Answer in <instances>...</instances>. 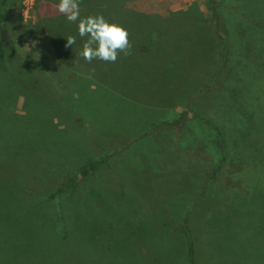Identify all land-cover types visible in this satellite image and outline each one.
<instances>
[{
    "label": "rangeland",
    "instance_id": "rangeland-1",
    "mask_svg": "<svg viewBox=\"0 0 264 264\" xmlns=\"http://www.w3.org/2000/svg\"><path fill=\"white\" fill-rule=\"evenodd\" d=\"M249 1L264 20V0ZM50 3L0 0V37L5 28L3 40L12 38L0 61V264H264V167L232 189L217 171L210 123L190 109L181 129L158 126L191 97L209 114L197 94L212 61L204 1L79 9L80 18L102 14L127 29L129 54L118 51L115 62L84 60L78 21L48 13ZM69 36L76 42L66 47ZM251 61L264 77L262 55ZM263 81L253 80L261 93ZM216 96L219 109L226 97ZM97 158L98 168L80 174ZM60 179L62 193L46 200Z\"/></svg>",
    "mask_w": 264,
    "mask_h": 264
},
{
    "label": "trees",
    "instance_id": "trees-1",
    "mask_svg": "<svg viewBox=\"0 0 264 264\" xmlns=\"http://www.w3.org/2000/svg\"><path fill=\"white\" fill-rule=\"evenodd\" d=\"M202 1L206 5L204 17L212 46V61L197 94H203V96L205 94V100L211 103L209 114L197 113L191 103L194 97H191L185 101L183 110L176 117L172 120H163L158 126H166L167 130L181 129L188 120L190 109L194 114L192 117L210 123L219 136L218 143L222 152L217 169V171L222 170L221 182L232 186V189H237L246 183V179L241 176L248 169L264 167V93L257 91L253 85L255 78L263 79L264 77L262 74L256 76L259 72L255 70L259 66L254 65L253 68L251 61L252 58L260 55L264 59V48L259 44L264 38V20L257 19L258 16L251 13L253 6L249 0L248 3L246 0V2L244 0ZM92 2L88 3L89 6L83 5L81 0H78L79 9L100 4L99 0H92ZM115 4L118 5L119 2ZM3 43L4 40L0 37V61L4 55ZM253 71H255V78H253ZM249 74L252 79H248ZM262 83L264 84V81ZM237 92H246V96L239 98ZM216 94L219 96L224 94L226 97V101L222 102L219 109H216L213 104L218 100ZM232 94H235V97ZM229 100H236L239 105L233 106L228 103ZM215 117H219L220 121L215 120ZM226 134L231 136L226 137ZM197 150L204 149L197 146ZM202 152L205 159L200 164L204 168L207 167V170L211 164L205 150ZM189 156L198 159L194 153ZM102 161V158H97L84 162L81 165L80 174L86 175L92 172L102 164ZM234 179H237L236 184ZM60 189L63 188L54 192Z\"/></svg>",
    "mask_w": 264,
    "mask_h": 264
},
{
    "label": "clouds",
    "instance_id": "clouds-1",
    "mask_svg": "<svg viewBox=\"0 0 264 264\" xmlns=\"http://www.w3.org/2000/svg\"><path fill=\"white\" fill-rule=\"evenodd\" d=\"M56 9L64 14L68 21H78V35L87 38L79 53L84 60L90 62L96 58L115 62L118 51L124 55L129 54L131 45L128 31L124 26L110 22L102 14L80 18L78 0H58ZM75 42V37L69 36L66 38L65 46H73Z\"/></svg>",
    "mask_w": 264,
    "mask_h": 264
},
{
    "label": "crops",
    "instance_id": "crops-1",
    "mask_svg": "<svg viewBox=\"0 0 264 264\" xmlns=\"http://www.w3.org/2000/svg\"><path fill=\"white\" fill-rule=\"evenodd\" d=\"M58 3V0H52L51 1V3H50V7L47 9V12L48 13H50V14H52V15H56L55 17H61V16H63L64 14H62V13H60V12H58L57 11V9H56V4ZM49 17V16H48ZM57 19V18H56ZM60 23V21H57V24L58 25H60L59 24ZM5 29V28H4ZM5 34H6V30H5ZM4 37H5V35L4 36H2V39H4ZM12 38H9V39H5L4 40V45H3V52H4V54L6 53L5 51H4V48H6L7 47V44L9 43V41H12L11 40ZM6 46V47H5ZM7 56H8V54H7ZM13 57L12 56H10L9 57V59H12ZM12 61H14V60H12ZM11 61V62H12ZM13 67H19V68H17L19 71L21 70V72H24V70L25 69H23V67H22V65H20L19 66V64H17L16 62L12 65ZM17 70V71H18ZM1 72L2 71H4L3 69L2 70H0ZM1 74V73H0ZM29 88H30V91L31 92H34V91H36V92H40L41 90H39V89H37L36 90V86H29ZM15 89H17V90H15V91H18V89L19 88H15ZM20 90H24V88H23V86H21V88H20ZM20 100H21V98H20ZM19 100V104L21 103V101ZM104 165V164H103ZM64 176H66L67 177V175L66 174H63V176H62V179H63V177ZM62 179H60V181L57 183V184H54L53 185V188H50V189H48V192L46 193V200L47 199H49L50 200V195H51V193H53L55 190H57V188H61L62 187V185H61V181H62ZM62 191H63V189H60L59 191H57V192H54L53 193V195L52 196H54L55 194H57L58 192H60V193H62ZM64 191L66 192V188L64 189ZM68 191V190H67ZM70 191H72V189L71 190H69L68 192L70 193Z\"/></svg>",
    "mask_w": 264,
    "mask_h": 264
},
{
    "label": "water",
    "instance_id": "water-1",
    "mask_svg": "<svg viewBox=\"0 0 264 264\" xmlns=\"http://www.w3.org/2000/svg\"><path fill=\"white\" fill-rule=\"evenodd\" d=\"M1 34H2V36L5 35V29L4 28L1 29ZM78 175H80V174H78Z\"/></svg>",
    "mask_w": 264,
    "mask_h": 264
}]
</instances>
